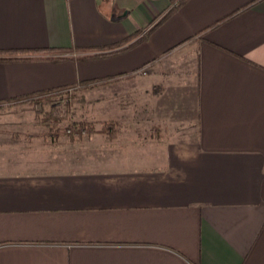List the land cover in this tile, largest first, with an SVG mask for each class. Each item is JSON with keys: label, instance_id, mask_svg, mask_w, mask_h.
<instances>
[{"label": "crops", "instance_id": "crops-1", "mask_svg": "<svg viewBox=\"0 0 264 264\" xmlns=\"http://www.w3.org/2000/svg\"><path fill=\"white\" fill-rule=\"evenodd\" d=\"M0 52L16 109L107 84L0 124V264H264V0H0Z\"/></svg>", "mask_w": 264, "mask_h": 264}, {"label": "rangeland", "instance_id": "rangeland-1", "mask_svg": "<svg viewBox=\"0 0 264 264\" xmlns=\"http://www.w3.org/2000/svg\"><path fill=\"white\" fill-rule=\"evenodd\" d=\"M116 82H112V84H115ZM107 84L101 83V82H94L92 84H85V86H73V87H66L62 88L59 91V95L55 98H49L45 99V101H37L34 99V101H30L28 103L25 102H18L17 106H19L17 109L13 108V104L7 106V104H0V108L11 110V111H5L8 113H5V115L0 118V124L2 122L7 123V120L12 121L10 123L17 124V120H20L23 122V120H26L27 123H32L34 121H38L39 123L48 124V128H81L80 126L84 127L87 125H90V123L87 121L88 119H98V116L94 115L92 117L93 111H100L99 108V102L103 93H101L100 88L105 86ZM116 85V84H115ZM115 89V86L113 87V90L109 91L108 97H106L107 100H112V103L106 102L107 107H103L102 109L105 111L108 108L112 111L115 108H118L119 106L116 105V102L122 103L127 102V100H124L125 97L122 96V98H118V101H116V97L120 94H118L120 91ZM120 97V96H119ZM105 99V100H106ZM37 101V102H36ZM132 101V100H131ZM130 101V102H131ZM25 103V104H23ZM109 103V104H108ZM117 103V104H119ZM137 103L136 100L132 101L129 105H122L125 108L131 109L133 105ZM5 106L7 108H5ZM120 108V107H119ZM122 108V107H121ZM0 109V110H2ZM101 110V111H103ZM10 112V113H9ZM76 115V117L74 115ZM74 116V117H73ZM85 117L86 121H80V117ZM87 116V118H86ZM81 117V118H83ZM93 118V119H92ZM79 119V120H75ZM83 119V120H84ZM82 120V119H81ZM123 123L128 124L129 120L124 118L120 119ZM88 127V126H87Z\"/></svg>", "mask_w": 264, "mask_h": 264}, {"label": "trees", "instance_id": "trees-1", "mask_svg": "<svg viewBox=\"0 0 264 264\" xmlns=\"http://www.w3.org/2000/svg\"><path fill=\"white\" fill-rule=\"evenodd\" d=\"M185 0H178V5H181L183 2H184ZM174 11V8L173 9H171L164 17H163V19L164 18H166V17H168V16H170L171 14H172V12ZM136 38V36H131V37H129V38H127L126 40H124V41H122V42H120V43H117V44H114V45H112V46H110L109 48L110 49H118V48H121V47H125L126 45H129V43L130 42H132L134 39ZM142 39V38H141ZM140 39V40H141ZM140 40H138V41H140ZM137 41V42H138ZM137 42H135V43H137ZM134 43V44H135ZM134 44H132V45H134ZM129 47V46H128ZM19 52H21V53H26V52H22V51H14V52H7V53H19ZM0 53H5V52H0ZM11 61V60H17V59H14V58H4V59H0V61ZM62 88H58V89H56V90H52L51 92H48L47 94H44V93H42V94H39V96H37V98H35L37 101H41V100H43V101H45V99H49V98H55V97H57L58 95H59V91L61 90ZM28 101H34V100H28ZM36 101V102H37ZM86 127V126H85Z\"/></svg>", "mask_w": 264, "mask_h": 264}, {"label": "built area", "instance_id": "built-area-1", "mask_svg": "<svg viewBox=\"0 0 264 264\" xmlns=\"http://www.w3.org/2000/svg\"><path fill=\"white\" fill-rule=\"evenodd\" d=\"M139 74H146V70L145 69H143V70H141L140 72H139Z\"/></svg>", "mask_w": 264, "mask_h": 264}]
</instances>
